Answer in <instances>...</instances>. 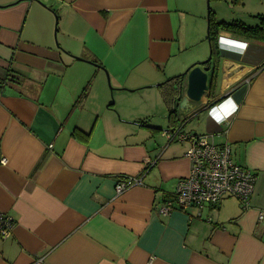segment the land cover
Segmentation results:
<instances>
[{
    "label": "crops",
    "instance_id": "0c3cea01",
    "mask_svg": "<svg viewBox=\"0 0 264 264\" xmlns=\"http://www.w3.org/2000/svg\"><path fill=\"white\" fill-rule=\"evenodd\" d=\"M203 13L204 0H0V212L14 221L0 264H264L263 43L222 34L212 97L186 112L204 109L197 134L256 174L249 208L159 211L188 145L155 151L139 121L160 131L159 84L208 56ZM121 177L141 184L117 194Z\"/></svg>",
    "mask_w": 264,
    "mask_h": 264
},
{
    "label": "built area",
    "instance_id": "2783aa9c",
    "mask_svg": "<svg viewBox=\"0 0 264 264\" xmlns=\"http://www.w3.org/2000/svg\"><path fill=\"white\" fill-rule=\"evenodd\" d=\"M164 135L169 142L187 143L185 157L190 162V171L165 200L159 209L161 214L167 215L178 209L195 210L201 216L205 208L217 206L226 197L236 199L242 209L249 208L256 174L233 160L229 145L216 143L212 134L185 132L181 128L166 130ZM1 163L6 164V159L2 158ZM138 184H141L139 178L121 179L116 185V193L121 194ZM258 221L264 223V212H259ZM13 228V219L0 212V237L11 236Z\"/></svg>",
    "mask_w": 264,
    "mask_h": 264
},
{
    "label": "trees",
    "instance_id": "16d2710c",
    "mask_svg": "<svg viewBox=\"0 0 264 264\" xmlns=\"http://www.w3.org/2000/svg\"><path fill=\"white\" fill-rule=\"evenodd\" d=\"M209 3L208 8V14H207V21H208V30H207V36L206 39L209 44L210 54L209 57H211L210 61L205 63L203 66H208L210 68V89H209V95L208 98L210 99L212 97L213 91L216 86V77L218 73V66L220 62L221 57V48H220V37L222 34L230 35L234 38L244 39V40H255L259 41L264 44V14L257 15V24L254 25H248L242 20H231V21H225V20H219L215 17V12L210 7V2L213 0H207ZM220 1V0H218ZM56 19H58V14H56ZM264 68V64L262 67ZM3 82V81H2ZM90 82L83 88L80 96L78 97L76 104L80 103L84 97H86L88 90H89ZM159 89L161 90V94L163 97V101L165 103V106L167 108V118L172 125V129L180 128L182 126L181 130L183 129V126L187 120V118L181 119V112L178 110L179 102L182 100L183 93L185 90V78L183 77V74L175 75L163 83L159 84ZM216 100L213 102H210L207 105V107H210L214 105ZM204 109H200V111H203ZM181 123L180 126H178V123ZM139 124L142 126L148 127L152 130H157L158 128L151 127L146 124L144 121H139ZM73 134L80 135L84 139H88L90 137V132H84L78 128H75L73 130ZM125 178V177H121Z\"/></svg>",
    "mask_w": 264,
    "mask_h": 264
},
{
    "label": "rangeland",
    "instance_id": "374dc122",
    "mask_svg": "<svg viewBox=\"0 0 264 264\" xmlns=\"http://www.w3.org/2000/svg\"><path fill=\"white\" fill-rule=\"evenodd\" d=\"M210 7L215 12L216 19L225 20V21L242 20L243 22H245L248 25L257 24L256 16L259 14L260 15L264 14V0H220V1L213 0L210 2ZM208 8H209V3L207 0H204V13H203V17L201 18V23H205V26H204L205 37H206V32L208 30L207 29L208 28V21L206 20V17L208 14ZM55 17H56V15L54 14V18ZM56 20L58 22V19H56ZM199 46H201V45H199ZM203 46L204 47L208 46V50H209V54H210L209 44L206 40H203ZM209 54L205 59H203L200 62L205 61L209 57ZM51 81H53V80H51ZM91 81H92V78L90 77V79L85 81L83 88ZM91 84L88 87L89 89L92 88ZM107 85H108L109 93L111 95L108 103H114L113 106H116L117 99L115 98V96L112 95V94H114L113 91L111 92L112 86H109L108 83H107ZM83 88H82V90H83ZM124 101H127V100H124ZM107 104L105 106H107ZM193 105H197V104H193ZM161 109H162V111H161ZM159 111H160V113H159ZM187 111L181 112V119H183L185 117L187 118V120L183 126V131L191 132V133H193V132L200 133L201 131H203V129H204V121L202 118L203 112L200 111V109H194L192 111L194 113H192L190 116V115L186 114ZM154 112H157L159 114V116L153 117V122H154L153 125L154 126H157V125L160 126L161 130L155 131V130H151V129L145 128V127L142 129L146 133L145 135L148 137V139H150V136L153 138L154 149H155V151H157V150L159 151L161 148H163L167 145L168 139L164 136V131L171 129L172 125L170 124V122L167 118V111H166V108L164 105L160 107V110H159V108L154 109ZM177 125L180 126L181 123L179 122ZM169 146H172L178 152H182L183 148H184V146L181 145V143L177 142V141L172 142Z\"/></svg>",
    "mask_w": 264,
    "mask_h": 264
},
{
    "label": "water",
    "instance_id": "95a60500",
    "mask_svg": "<svg viewBox=\"0 0 264 264\" xmlns=\"http://www.w3.org/2000/svg\"><path fill=\"white\" fill-rule=\"evenodd\" d=\"M77 59V58H76ZM211 57H208L205 61L191 65L184 73L185 78V90L182 100L179 102L178 110L185 112L193 107V104H199L203 102L209 95L210 89V68L203 66L209 62ZM79 60V59H77ZM82 60V59H80Z\"/></svg>",
    "mask_w": 264,
    "mask_h": 264
},
{
    "label": "clouds",
    "instance_id": "9594fccd",
    "mask_svg": "<svg viewBox=\"0 0 264 264\" xmlns=\"http://www.w3.org/2000/svg\"><path fill=\"white\" fill-rule=\"evenodd\" d=\"M226 43H232L233 44V48L231 50L234 51L235 53L239 54V55H243L244 52L246 51L247 47H248L247 43L242 42V41L229 42V41L222 40L221 41L222 49H223V45L226 44ZM235 110H236V106L233 103L232 111L235 112ZM229 115H231V113H229ZM213 118L215 119L217 124L222 123V121L218 117H213Z\"/></svg>",
    "mask_w": 264,
    "mask_h": 264
}]
</instances>
